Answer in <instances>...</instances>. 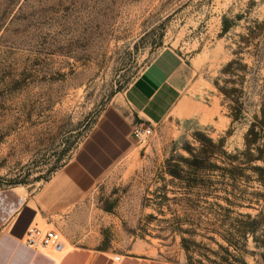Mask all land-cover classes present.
<instances>
[{
    "label": "rangeland",
    "instance_id": "1",
    "mask_svg": "<svg viewBox=\"0 0 264 264\" xmlns=\"http://www.w3.org/2000/svg\"><path fill=\"white\" fill-rule=\"evenodd\" d=\"M263 21L264 0H0V194L41 186L171 48L205 112L166 117L93 187L94 246L158 264H264V150L242 154L264 106ZM221 87L238 90L236 120ZM203 136L237 168L223 154L191 166Z\"/></svg>",
    "mask_w": 264,
    "mask_h": 264
},
{
    "label": "crops",
    "instance_id": "2",
    "mask_svg": "<svg viewBox=\"0 0 264 264\" xmlns=\"http://www.w3.org/2000/svg\"><path fill=\"white\" fill-rule=\"evenodd\" d=\"M189 83L182 56L174 49H163L122 98L105 108L74 155L48 180L33 191L22 185L4 190L0 194V264H158L141 253L94 246L85 203L99 180L134 147V125L155 126L168 116L191 118L205 112ZM33 227H54L66 250L57 254L29 247L24 239ZM114 255L121 260L112 262Z\"/></svg>",
    "mask_w": 264,
    "mask_h": 264
},
{
    "label": "trees",
    "instance_id": "3",
    "mask_svg": "<svg viewBox=\"0 0 264 264\" xmlns=\"http://www.w3.org/2000/svg\"><path fill=\"white\" fill-rule=\"evenodd\" d=\"M228 27L229 26L226 23L223 29L227 30ZM257 27L262 29L264 27V21L258 23ZM241 67H242L241 62H239L238 60H231L223 67V71L235 75L234 73L237 72V70L240 69ZM220 89L231 101L230 104L231 117L234 120L238 119L241 114L243 103L242 101H240L239 95L236 94V92L238 91L237 88L234 87L229 91L225 87H221ZM203 137L204 138L199 141V145L196 149L197 153L191 154L192 159L189 162L191 166L200 168L204 166L206 163H209L214 156L223 154L225 158L228 160L227 164L230 165V167L233 169L237 168V166H233L232 158L236 159L238 155L226 154V152L222 149L221 141L214 142L211 138L207 136H203ZM245 146L246 148L242 154L247 156L248 158H252L253 156H255L254 152L261 153L264 150V106L261 108L260 114L256 115L253 118V121L250 123L249 128L247 129V132L245 134ZM57 169H55L54 171H56ZM255 169H259V168L255 166Z\"/></svg>",
    "mask_w": 264,
    "mask_h": 264
},
{
    "label": "built area",
    "instance_id": "4",
    "mask_svg": "<svg viewBox=\"0 0 264 264\" xmlns=\"http://www.w3.org/2000/svg\"><path fill=\"white\" fill-rule=\"evenodd\" d=\"M152 133V125L136 124L131 129V134L138 143H144ZM24 240L29 247L34 249L46 248L58 254L66 250L63 237L59 231L53 228L41 230L38 227H33L27 231ZM120 260V255H114L111 258L112 262Z\"/></svg>",
    "mask_w": 264,
    "mask_h": 264
}]
</instances>
